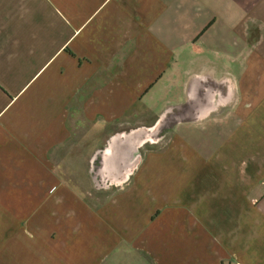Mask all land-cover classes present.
I'll return each instance as SVG.
<instances>
[{
	"label": "crops",
	"instance_id": "obj_1",
	"mask_svg": "<svg viewBox=\"0 0 264 264\" xmlns=\"http://www.w3.org/2000/svg\"><path fill=\"white\" fill-rule=\"evenodd\" d=\"M0 264H264V0H0Z\"/></svg>",
	"mask_w": 264,
	"mask_h": 264
},
{
	"label": "rangeland",
	"instance_id": "obj_2",
	"mask_svg": "<svg viewBox=\"0 0 264 264\" xmlns=\"http://www.w3.org/2000/svg\"><path fill=\"white\" fill-rule=\"evenodd\" d=\"M163 117L167 118V120H169V117H166V116H163ZM143 130L146 131L147 128L143 129ZM167 130H168V125H166L164 127H161L160 130L157 131V132L146 131L147 132V137H150L149 134H151V138H154V139H152V141H151L150 138H148L149 141L145 142L143 145H141V147H137V148H136V146L134 147L135 142H136V141H134L135 134L132 136V133H130L129 131H127L129 133H122V137L120 138V140H122V138H124V137H126L127 139L130 137V139H132L130 142L133 143V145L131 144L132 148H130L131 152L132 153L134 152L133 153L134 156L138 158L147 149H157V148L162 147V145L164 144L163 142L165 141V139L167 137V132H166ZM155 137H156V139H155ZM138 139L139 138H137V141H138ZM97 182H98V184H97L98 186H100L103 183L101 181L100 182L97 181ZM93 184L94 183H92V185ZM92 190H94V188H92Z\"/></svg>",
	"mask_w": 264,
	"mask_h": 264
},
{
	"label": "water",
	"instance_id": "obj_3",
	"mask_svg": "<svg viewBox=\"0 0 264 264\" xmlns=\"http://www.w3.org/2000/svg\"><path fill=\"white\" fill-rule=\"evenodd\" d=\"M171 120H173V118H169V120H167V118L163 117V118H160L154 125H152L150 127H143V128L138 129V130L131 131L130 133H132V136L135 134L134 141H136V142H135L134 147L135 146H136V148L140 147L145 142L149 141L148 138H150L151 141H152V139H154V138H151V134H149L150 137H147V132L146 131H148V129H150L149 131L157 132V131L160 130L161 127L169 125V122ZM146 128H147V130L144 131L143 129H146ZM137 138H139L138 141H137ZM155 139H156V137H155Z\"/></svg>",
	"mask_w": 264,
	"mask_h": 264
},
{
	"label": "bare ground",
	"instance_id": "obj_4",
	"mask_svg": "<svg viewBox=\"0 0 264 264\" xmlns=\"http://www.w3.org/2000/svg\"><path fill=\"white\" fill-rule=\"evenodd\" d=\"M150 129H148V131H149Z\"/></svg>",
	"mask_w": 264,
	"mask_h": 264
}]
</instances>
